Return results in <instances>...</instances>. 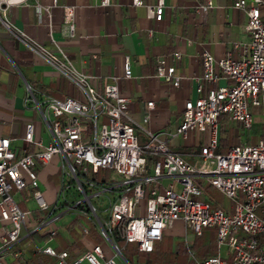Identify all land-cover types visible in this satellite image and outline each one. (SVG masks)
<instances>
[{
	"label": "built area",
	"instance_id": "2783aa9c",
	"mask_svg": "<svg viewBox=\"0 0 264 264\" xmlns=\"http://www.w3.org/2000/svg\"><path fill=\"white\" fill-rule=\"evenodd\" d=\"M24 1L0 0V8L1 3ZM109 2L99 0L101 6ZM162 4L157 0L155 8L147 6L148 14ZM233 5L247 15L249 42L237 57L201 53L196 95L184 101L168 139L139 125L148 139L140 142L129 115L130 98L119 94L114 77L103 89H95L91 75L77 69L61 48L57 58L42 47L45 60L76 85L83 98L44 94L38 99L26 84L25 102L38 110L48 141L36 135L33 121L25 123L21 137L30 149L20 154L11 147V138L0 134V264L21 255L16 244L23 229L29 236H40L36 250L52 258L47 264H134L133 255L152 252L175 220L183 223L184 234L190 230L201 236L205 228L214 230V253L198 256L188 248L189 264H264V136L260 133L254 141L248 134L246 141L218 150L227 124L237 123L236 137L240 128L254 126L253 107H259L264 129V0H235ZM62 13L72 36L74 9L63 6ZM0 20L9 28L1 14ZM170 57L176 61L180 52L175 50ZM173 61L167 64L165 56L159 57L154 75L177 86L182 76ZM130 76L125 56L123 77ZM146 105L150 108L153 101ZM148 118L146 113L143 119ZM195 132L201 136L191 158L172 147L174 139L185 140ZM53 156L58 158L59 181L55 200L49 202L39 188L38 168ZM102 167L121 177L108 181L93 176ZM209 185L223 195L222 200L215 201L204 191ZM26 190L31 191L35 210L22 208L15 200V193ZM100 198L106 199L102 208L92 201ZM67 213L76 218L64 228L75 231L82 248L74 256L52 244L60 232L58 220ZM91 232L100 241H92Z\"/></svg>",
	"mask_w": 264,
	"mask_h": 264
},
{
	"label": "crops",
	"instance_id": "0c3cea01",
	"mask_svg": "<svg viewBox=\"0 0 264 264\" xmlns=\"http://www.w3.org/2000/svg\"><path fill=\"white\" fill-rule=\"evenodd\" d=\"M142 1V5H132L131 0H110L105 6L99 0H25L8 6L1 3V17L10 26L0 20V134L11 138V147L17 154L30 149L21 139L27 121L34 122L36 135L43 142L49 139L38 110L25 102L26 84L35 89L38 99L44 94L83 98L77 86L45 60L42 47L57 58L61 48L77 69L91 75V86L95 89H103L114 77L119 94L130 98L129 115L134 123L168 139L184 101L196 95V77L203 70L201 53L208 51L215 58L227 54L237 57L249 42L247 15L243 9L234 7L235 0H212L210 5L208 0H163L160 9L151 16L147 6L155 8L157 0ZM63 6L74 9L72 36L63 20ZM175 50L180 57L173 61L170 53ZM125 56L130 60L129 78L123 77ZM162 56L167 64L173 61L175 72L181 74L177 86L172 80L154 75L156 60ZM149 100L153 101L150 108L146 105ZM146 113L147 121L143 119ZM224 133L219 151L234 142V131L230 138H225ZM172 143L175 150L188 158L192 149L198 150L193 145L186 146V139H174ZM38 169L39 188L47 199L48 185L55 186L57 191L58 158ZM14 197L22 208L36 209L30 190L15 193ZM65 215L76 218L75 213ZM64 226L60 224V232L52 244L58 249H68L74 256L82 249L81 244L75 231ZM2 227L0 220V233ZM89 238L100 241L95 232ZM40 240L37 234L29 236L23 229L16 244L21 255L9 257L8 264L51 262L52 258L36 250ZM212 250L211 254L215 245Z\"/></svg>",
	"mask_w": 264,
	"mask_h": 264
},
{
	"label": "rangeland",
	"instance_id": "374dc122",
	"mask_svg": "<svg viewBox=\"0 0 264 264\" xmlns=\"http://www.w3.org/2000/svg\"><path fill=\"white\" fill-rule=\"evenodd\" d=\"M260 111L259 107H253L252 112L254 113V118H255V123L252 128H249L248 130H241L240 131V136L236 137L234 136V143L238 141H246L247 140V135L249 134L250 138H253L255 141L256 138L260 135L261 133V125L259 124V114L258 112ZM134 126V131L135 134L138 136L140 142H146L148 139L146 135L143 133L141 128L137 125V123H133ZM226 130L224 135L226 137H232V131L237 127V123L235 122H230L229 125L227 124ZM200 133H193L190 134L189 137L186 139V146L193 145L194 147H198L199 142H200ZM192 137H194V140H192ZM57 156H53V159L55 161ZM55 168V171H57V168ZM93 176H97L100 180H110L114 181L119 179L121 176L117 174L114 170H106L105 168H100L96 174L93 173ZM47 194L49 195L47 197L48 201H53L55 200L56 197V190L55 186L48 185L47 186ZM207 194H209L215 201L222 200L223 195L213 186H207L204 190ZM73 196V194L70 192L69 197ZM99 208H102L103 205L106 202L105 198H100V200H92ZM225 203H228L227 200H224ZM145 199H143L142 205L144 206ZM71 219V216L69 215H63L59 220V224H66L69 220ZM166 236L163 238L162 242L165 245H171V249L173 252L180 253V255H183L186 253L187 260H188V248L192 250L196 255H209L213 252V247H214V230L213 228H205L203 234L201 236H196L193 232L190 230H187L186 233L184 234V227L183 223L181 220H175L174 224L172 227L168 228L166 230ZM132 244L129 245V251L130 253L132 251ZM203 251V252H202ZM179 255V256H180ZM134 264H142L143 258L141 253H136L133 255Z\"/></svg>",
	"mask_w": 264,
	"mask_h": 264
},
{
	"label": "trees",
	"instance_id": "16d2710c",
	"mask_svg": "<svg viewBox=\"0 0 264 264\" xmlns=\"http://www.w3.org/2000/svg\"><path fill=\"white\" fill-rule=\"evenodd\" d=\"M261 134L264 136L263 128L261 129ZM141 254L143 258L142 264H189L186 253L180 255V253L173 252L171 247L163 244L162 241L155 245L152 252Z\"/></svg>",
	"mask_w": 264,
	"mask_h": 264
}]
</instances>
